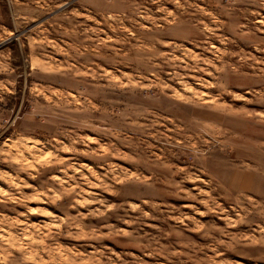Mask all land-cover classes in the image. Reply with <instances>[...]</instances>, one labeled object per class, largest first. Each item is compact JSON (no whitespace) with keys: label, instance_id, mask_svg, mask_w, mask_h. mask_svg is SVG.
Here are the masks:
<instances>
[{"label":"rangeland","instance_id":"374dc122","mask_svg":"<svg viewBox=\"0 0 264 264\" xmlns=\"http://www.w3.org/2000/svg\"><path fill=\"white\" fill-rule=\"evenodd\" d=\"M0 264H264V0H0Z\"/></svg>","mask_w":264,"mask_h":264}]
</instances>
